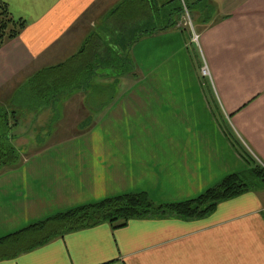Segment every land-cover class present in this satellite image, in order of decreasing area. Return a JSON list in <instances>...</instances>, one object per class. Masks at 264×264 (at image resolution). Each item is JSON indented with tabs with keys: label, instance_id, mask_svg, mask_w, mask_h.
Returning <instances> with one entry per match:
<instances>
[{
	"label": "crops",
	"instance_id": "0c3cea01",
	"mask_svg": "<svg viewBox=\"0 0 264 264\" xmlns=\"http://www.w3.org/2000/svg\"><path fill=\"white\" fill-rule=\"evenodd\" d=\"M0 1L26 22L0 47L3 107L36 71L79 52L122 0ZM220 10L198 15L194 44L181 22L141 38L131 49L135 76L120 77L112 94L67 96L49 134L40 130L48 110L27 115L12 140L22 160L0 172V238L124 193L180 202L232 173L253 176L251 188L203 217L103 222L0 264H264V180L237 150L264 166V0H230ZM92 114L88 129L66 136Z\"/></svg>",
	"mask_w": 264,
	"mask_h": 264
},
{
	"label": "trees",
	"instance_id": "16d2710c",
	"mask_svg": "<svg viewBox=\"0 0 264 264\" xmlns=\"http://www.w3.org/2000/svg\"><path fill=\"white\" fill-rule=\"evenodd\" d=\"M204 1L122 0L101 19L98 31L89 35L79 52L63 62L36 71L19 88L16 101L0 107V172L17 167L22 160V154L12 140L19 136L16 132L29 113L48 110L47 121L40 130L50 133L67 96L77 91L114 93L120 77L125 74L135 76L131 57L133 45L143 37L170 27L179 28L185 8L188 10ZM200 15L203 18L208 13L202 11ZM25 25V20L13 17L7 5L0 1V47L5 41L17 37ZM181 30L185 31V28ZM107 77L113 80L111 84L97 83ZM41 136L38 132L36 140L42 141ZM228 136L234 145L238 143ZM237 150L249 172L264 180V166L241 147ZM244 177L239 173L229 174L197 197L180 202L156 204L145 192H130L76 206L1 237L0 259L14 257L53 238L103 222L118 228L136 218L195 219L206 216L219 203L251 188V182L247 183Z\"/></svg>",
	"mask_w": 264,
	"mask_h": 264
},
{
	"label": "rangeland",
	"instance_id": "374dc122",
	"mask_svg": "<svg viewBox=\"0 0 264 264\" xmlns=\"http://www.w3.org/2000/svg\"><path fill=\"white\" fill-rule=\"evenodd\" d=\"M157 1L159 3V1L164 2L165 0H157ZM229 2H230V0H205L204 2H202V4H198V5L195 4V7L190 6L182 18V24L188 29L187 31H189L191 33V30L197 29L196 19L198 18V15H200L202 11H204L205 13H208V16L214 15V14L216 15L217 13L221 12V10H220L221 7H224ZM193 62L195 63L194 60H193ZM92 117H93V114L89 115V116L82 117L80 119L79 124L76 126L79 129L73 128L70 131H67L66 133H69V132H72V133H69L66 136L74 134L75 130L81 131V130L88 129L89 126L92 124ZM21 126L26 127V125H22V124H21ZM60 127H63L64 129L66 128L63 125H61ZM33 141H35V137H33V138L31 137L29 140V142H33ZM27 147H28V145L21 147L22 153L28 152V151H25L27 149ZM244 180L247 183H249V182H255L256 179L253 176L250 177L249 175L246 174L244 177Z\"/></svg>",
	"mask_w": 264,
	"mask_h": 264
},
{
	"label": "built area",
	"instance_id": "2783aa9c",
	"mask_svg": "<svg viewBox=\"0 0 264 264\" xmlns=\"http://www.w3.org/2000/svg\"><path fill=\"white\" fill-rule=\"evenodd\" d=\"M197 39H198V35L193 32V40L197 41ZM201 73H202L203 76H207L208 75V71H207V68L205 66H203L201 68Z\"/></svg>",
	"mask_w": 264,
	"mask_h": 264
}]
</instances>
